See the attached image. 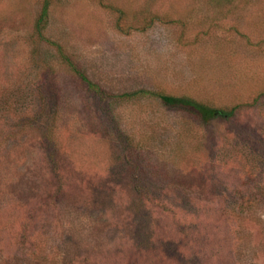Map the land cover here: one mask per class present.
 I'll return each instance as SVG.
<instances>
[{
  "label": "rangeland",
  "instance_id": "374dc122",
  "mask_svg": "<svg viewBox=\"0 0 264 264\" xmlns=\"http://www.w3.org/2000/svg\"><path fill=\"white\" fill-rule=\"evenodd\" d=\"M0 264H264V0H0Z\"/></svg>",
  "mask_w": 264,
  "mask_h": 264
},
{
  "label": "trees",
  "instance_id": "16d2710c",
  "mask_svg": "<svg viewBox=\"0 0 264 264\" xmlns=\"http://www.w3.org/2000/svg\"><path fill=\"white\" fill-rule=\"evenodd\" d=\"M47 2V1H46ZM48 3V2H47ZM47 3L44 5V8L42 9L41 16L38 20V31H42V24L45 21L46 17H48V5ZM76 73L80 76L84 84L91 90L99 91L100 86L94 82H92L85 74L84 72L80 70H76ZM150 94H153L152 96L159 98L166 106L176 109H181L193 116H196L198 120H200L202 123L207 124L211 120L216 119L218 117H223L226 119L233 118L234 115L237 112V107H234L229 110H221L216 109L213 107H210L204 103L198 102L194 99L188 98V97H179L169 94H163L159 92H147ZM138 94L137 92L133 95ZM123 97L128 96L127 94L122 95ZM219 213V212H218ZM217 213V214H218ZM221 217H227L225 213L222 212L220 214Z\"/></svg>",
  "mask_w": 264,
  "mask_h": 264
}]
</instances>
